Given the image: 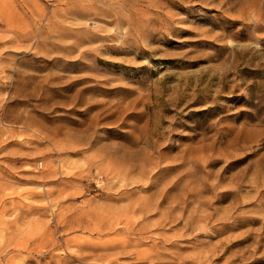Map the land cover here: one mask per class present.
Returning <instances> with one entry per match:
<instances>
[{
	"label": "rangeland",
	"instance_id": "rangeland-1",
	"mask_svg": "<svg viewBox=\"0 0 264 264\" xmlns=\"http://www.w3.org/2000/svg\"><path fill=\"white\" fill-rule=\"evenodd\" d=\"M0 264H264V0H0Z\"/></svg>",
	"mask_w": 264,
	"mask_h": 264
}]
</instances>
